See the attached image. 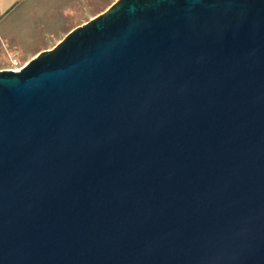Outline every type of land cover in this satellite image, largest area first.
<instances>
[{"label": "water", "instance_id": "1", "mask_svg": "<svg viewBox=\"0 0 264 264\" xmlns=\"http://www.w3.org/2000/svg\"><path fill=\"white\" fill-rule=\"evenodd\" d=\"M0 264H264V0H116L0 70Z\"/></svg>", "mask_w": 264, "mask_h": 264}, {"label": "rangeland", "instance_id": "2", "mask_svg": "<svg viewBox=\"0 0 264 264\" xmlns=\"http://www.w3.org/2000/svg\"><path fill=\"white\" fill-rule=\"evenodd\" d=\"M116 0H29L0 21V70L21 67ZM17 60L15 65L13 62Z\"/></svg>", "mask_w": 264, "mask_h": 264}, {"label": "crops", "instance_id": "3", "mask_svg": "<svg viewBox=\"0 0 264 264\" xmlns=\"http://www.w3.org/2000/svg\"><path fill=\"white\" fill-rule=\"evenodd\" d=\"M23 1L25 5L29 0H0V21H5L8 17L13 15Z\"/></svg>", "mask_w": 264, "mask_h": 264}, {"label": "built area", "instance_id": "4", "mask_svg": "<svg viewBox=\"0 0 264 264\" xmlns=\"http://www.w3.org/2000/svg\"><path fill=\"white\" fill-rule=\"evenodd\" d=\"M15 65L17 64V60L13 62ZM23 66L21 67H14V68H10V69H13V70H20Z\"/></svg>", "mask_w": 264, "mask_h": 264}]
</instances>
